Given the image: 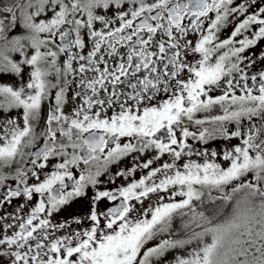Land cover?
I'll use <instances>...</instances> for the list:
<instances>
[{
  "label": "snow or ice",
  "instance_id": "snow-or-ice-1",
  "mask_svg": "<svg viewBox=\"0 0 264 264\" xmlns=\"http://www.w3.org/2000/svg\"><path fill=\"white\" fill-rule=\"evenodd\" d=\"M261 45L264 0H0V264H264Z\"/></svg>",
  "mask_w": 264,
  "mask_h": 264
},
{
  "label": "flooded vegetation",
  "instance_id": "flooded-vegetation-1",
  "mask_svg": "<svg viewBox=\"0 0 264 264\" xmlns=\"http://www.w3.org/2000/svg\"><path fill=\"white\" fill-rule=\"evenodd\" d=\"M261 47H264V45H261ZM264 68V63H257L255 68L253 70ZM245 198V193H238L234 195L233 197V205L236 204L239 200ZM111 203V202H109ZM230 211V209H225V202L218 201L215 204H208L205 203V206L203 208V212L205 214V219L200 220L197 218V223H205V221L209 218L215 219L216 217L220 216L223 212Z\"/></svg>",
  "mask_w": 264,
  "mask_h": 264
},
{
  "label": "rangeland",
  "instance_id": "rangeland-1",
  "mask_svg": "<svg viewBox=\"0 0 264 264\" xmlns=\"http://www.w3.org/2000/svg\"><path fill=\"white\" fill-rule=\"evenodd\" d=\"M244 199H245V198H243V199H241V200L238 201V202H240L241 207H243Z\"/></svg>",
  "mask_w": 264,
  "mask_h": 264
}]
</instances>
